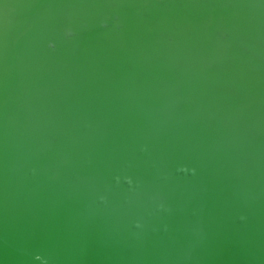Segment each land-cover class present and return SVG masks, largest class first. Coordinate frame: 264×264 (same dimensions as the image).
<instances>
[{
    "label": "water",
    "instance_id": "1",
    "mask_svg": "<svg viewBox=\"0 0 264 264\" xmlns=\"http://www.w3.org/2000/svg\"><path fill=\"white\" fill-rule=\"evenodd\" d=\"M0 264H264V0H0Z\"/></svg>",
    "mask_w": 264,
    "mask_h": 264
},
{
    "label": "clouds",
    "instance_id": "2",
    "mask_svg": "<svg viewBox=\"0 0 264 264\" xmlns=\"http://www.w3.org/2000/svg\"><path fill=\"white\" fill-rule=\"evenodd\" d=\"M183 171H186V169H182ZM194 171V170H193ZM129 183H131V180L128 181ZM39 259V257H37Z\"/></svg>",
    "mask_w": 264,
    "mask_h": 264
}]
</instances>
